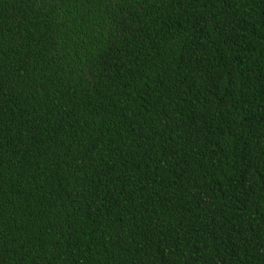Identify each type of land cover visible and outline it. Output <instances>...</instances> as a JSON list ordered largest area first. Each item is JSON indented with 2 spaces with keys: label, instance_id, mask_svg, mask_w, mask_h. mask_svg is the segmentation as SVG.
Wrapping results in <instances>:
<instances>
[{
  "label": "trees",
  "instance_id": "16d2710c",
  "mask_svg": "<svg viewBox=\"0 0 264 264\" xmlns=\"http://www.w3.org/2000/svg\"><path fill=\"white\" fill-rule=\"evenodd\" d=\"M0 264H264V0H0Z\"/></svg>",
  "mask_w": 264,
  "mask_h": 264
}]
</instances>
